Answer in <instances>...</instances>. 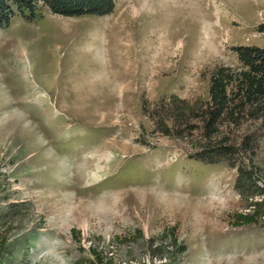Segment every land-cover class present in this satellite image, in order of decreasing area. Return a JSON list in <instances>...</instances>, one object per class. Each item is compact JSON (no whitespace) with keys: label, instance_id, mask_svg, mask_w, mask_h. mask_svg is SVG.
<instances>
[{"label":"rangeland","instance_id":"374dc122","mask_svg":"<svg viewBox=\"0 0 264 264\" xmlns=\"http://www.w3.org/2000/svg\"><path fill=\"white\" fill-rule=\"evenodd\" d=\"M113 2L0 28V264H264V109L204 128L264 0Z\"/></svg>","mask_w":264,"mask_h":264},{"label":"trees","instance_id":"16d2710c","mask_svg":"<svg viewBox=\"0 0 264 264\" xmlns=\"http://www.w3.org/2000/svg\"><path fill=\"white\" fill-rule=\"evenodd\" d=\"M114 7L113 0H0V28L7 27L16 14L36 18L41 8L54 15L78 18L107 16ZM260 31L264 32V25ZM234 50L245 70L233 74L229 69L220 68L214 74L210 87L212 107L204 127L210 136L216 131L218 121L235 116L234 107L228 103L229 87L235 89L236 95L243 97L248 105L261 112L264 109V49L237 47Z\"/></svg>","mask_w":264,"mask_h":264},{"label":"bare ground","instance_id":"6f19581e","mask_svg":"<svg viewBox=\"0 0 264 264\" xmlns=\"http://www.w3.org/2000/svg\"><path fill=\"white\" fill-rule=\"evenodd\" d=\"M15 45V44H14ZM17 46V45H16ZM15 49V48H14ZM6 53L9 54L11 56V58H16L14 60H16L18 62V65L20 66V64L24 61L25 58H23L20 54L16 53L14 50H12L11 46H8L7 50H6ZM7 65V64H6ZM18 65L15 67H12V71L15 72V76L17 77H20V76H23L25 79H27V73L26 71L24 70H19L18 68ZM4 67V66H3ZM10 67V66H9ZM8 69V68H7ZM13 76V75H12ZM28 80V79H27Z\"/></svg>","mask_w":264,"mask_h":264}]
</instances>
